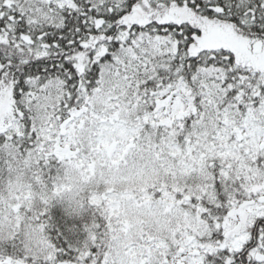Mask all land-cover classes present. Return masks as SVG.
<instances>
[{"label":"snow or ice","instance_id":"snow-or-ice-1","mask_svg":"<svg viewBox=\"0 0 264 264\" xmlns=\"http://www.w3.org/2000/svg\"><path fill=\"white\" fill-rule=\"evenodd\" d=\"M0 264H264V0H0Z\"/></svg>","mask_w":264,"mask_h":264}]
</instances>
